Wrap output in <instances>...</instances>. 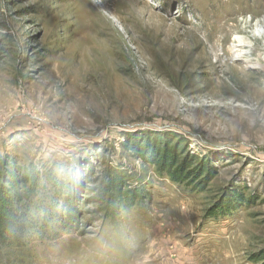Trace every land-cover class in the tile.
<instances>
[{"label": "rangeland", "instance_id": "obj_1", "mask_svg": "<svg viewBox=\"0 0 264 264\" xmlns=\"http://www.w3.org/2000/svg\"><path fill=\"white\" fill-rule=\"evenodd\" d=\"M0 264H264V0H0Z\"/></svg>", "mask_w": 264, "mask_h": 264}, {"label": "trees", "instance_id": "obj_2", "mask_svg": "<svg viewBox=\"0 0 264 264\" xmlns=\"http://www.w3.org/2000/svg\"><path fill=\"white\" fill-rule=\"evenodd\" d=\"M24 206L19 196L0 190V247L23 241L25 227L33 223Z\"/></svg>", "mask_w": 264, "mask_h": 264}]
</instances>
